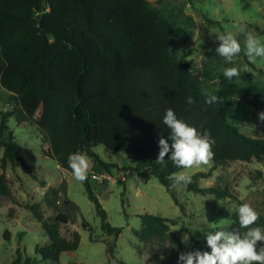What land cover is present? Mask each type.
<instances>
[{"label":"trees","instance_id":"16d2710c","mask_svg":"<svg viewBox=\"0 0 264 264\" xmlns=\"http://www.w3.org/2000/svg\"><path fill=\"white\" fill-rule=\"evenodd\" d=\"M176 25L150 0H0V87L9 91L10 100L8 108L0 109V145L4 149L0 195L16 198L7 175L9 165L33 167L11 126L14 118L18 126H37L46 138L42 154L70 171L68 157L75 152L90 156L100 167L114 166L94 149L98 144L110 152L126 153L131 160L127 168L136 169L146 180L157 176L184 209L168 179L181 168L168 156L163 164L155 162L159 139L169 136L162 121L171 108L178 119L201 134L207 130L215 141L213 165L190 174L192 182L186 186L219 199L237 198L228 185H202L200 179L233 161L264 159V137L246 134L229 116L236 99L264 112V84L250 71L246 82L235 77L229 80L221 72H195L190 51L180 55L175 51ZM215 49L205 52L220 60ZM205 91L221 99L208 105ZM188 96L195 101L191 106L186 103ZM32 176L40 179L35 171ZM84 184L102 218L103 230L119 236L122 228L108 221L90 173ZM51 194L55 199L62 195L68 209L51 220L43 219L39 204H27L49 237L39 252L43 258L59 262L62 252L74 253L80 245V232L69 227L76 216L71 206L77 210L79 206L68 196L66 181L49 189L46 196ZM237 210L232 214L233 231L244 232L246 229L239 228ZM258 216L253 227L264 231V212ZM141 217L142 226L134 228V233L142 241L170 237L180 243L171 230L174 219L148 211ZM83 226L93 231L89 221L84 220ZM191 237L200 251L210 252L206 240ZM115 249L116 243L108 241L106 252L128 264L115 255ZM17 251L21 257V248ZM31 261V257L25 260Z\"/></svg>","mask_w":264,"mask_h":264},{"label":"rangeland","instance_id":"374dc122","mask_svg":"<svg viewBox=\"0 0 264 264\" xmlns=\"http://www.w3.org/2000/svg\"><path fill=\"white\" fill-rule=\"evenodd\" d=\"M150 1L176 21L175 51L179 55L190 51L189 58L193 59L195 72L224 73L227 67H237L241 69L240 76L235 77L239 81L246 82L250 71L264 84V59L257 58L253 64L244 55L248 34L264 45V0ZM229 33L240 43L241 52L231 63L223 58H209L205 51L219 46L216 37ZM245 65L248 68L246 72L242 70ZM8 94L7 89L0 87V109L9 107ZM261 112L248 102L236 99L229 116L246 134L264 137V122L258 118ZM11 126L33 167L9 165L7 168L16 198L0 195V264H11L15 259L20 264H122L106 252L108 241L116 243L115 255L128 264H178L181 252L200 250L195 246L192 234L206 240V233L221 229L233 231L232 214L241 206L240 202L249 204L258 214L264 212V159L233 161L216 168L209 177L200 179L202 185H228L237 198L219 199L212 193L195 192L187 186L173 187L184 206L182 209L157 176L144 179L136 169L127 168L131 160L126 153L110 152L104 144H98L94 149L114 166L110 169L100 167L90 156H85L90 165L92 185L108 212V221L122 228L119 236L109 235L102 228V218L88 196L84 182H77L72 171L42 154L46 138L38 127L18 126L14 118ZM3 150L0 145V158ZM212 165L213 161L187 171L193 174L198 170H209ZM33 171L40 179L32 176ZM181 171L185 170L177 172ZM64 181L68 184V196L79 206L78 210L71 206V212L76 216L69 222V227L80 232L81 241L74 253L62 252L57 262L43 258L39 252L48 244L49 237L42 221L35 217L28 204H39L44 220H51L60 211H67L62 195L56 199L53 194L46 196L49 189L60 186ZM146 211L174 219L171 230L179 236L180 243H175L170 237L153 242L138 238L134 228L142 226L141 214ZM84 220L91 223L93 231L83 226ZM185 235L189 236L187 243L182 242ZM18 248H21V257ZM27 257L32 258L30 263L25 262Z\"/></svg>","mask_w":264,"mask_h":264},{"label":"clouds","instance_id":"9594fccd","mask_svg":"<svg viewBox=\"0 0 264 264\" xmlns=\"http://www.w3.org/2000/svg\"><path fill=\"white\" fill-rule=\"evenodd\" d=\"M216 40L219 41V46L215 49L216 53L225 61L233 62V58L241 52L240 43L231 33L218 35ZM244 55L250 63L255 64L257 58L264 59V45L258 38L248 34L245 39ZM242 70L246 72L247 65ZM240 72L241 69L237 67H227L223 74L231 80L233 77L240 76ZM203 95L208 105H213L221 99L208 91H205ZM194 102L191 96L186 98L189 106ZM258 118L264 122V112L259 113ZM162 122L170 132L167 139L163 136L159 139L160 150L155 162L163 164L165 157L168 156L177 168L185 170L168 177L172 187L186 186L192 182L187 170L200 168L212 161L214 157L212 146L215 141L207 130L201 134L195 127L178 119L171 108L166 109ZM169 152H171L170 155H168ZM68 165L77 182L83 183L88 179L90 165L84 154L80 152L70 154ZM237 214L239 228L246 231L221 229L206 233V244L210 252L200 250L181 252L178 264H264V231L260 227H253L259 218L258 213L245 203L239 206ZM188 240V235L183 236L182 242L187 243ZM258 242L261 245L259 248Z\"/></svg>","mask_w":264,"mask_h":264},{"label":"built area","instance_id":"2783aa9c","mask_svg":"<svg viewBox=\"0 0 264 264\" xmlns=\"http://www.w3.org/2000/svg\"><path fill=\"white\" fill-rule=\"evenodd\" d=\"M99 178V177H98Z\"/></svg>","mask_w":264,"mask_h":264}]
</instances>
